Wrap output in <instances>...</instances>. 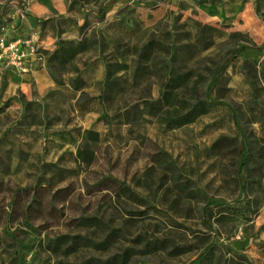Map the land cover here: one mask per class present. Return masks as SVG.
Masks as SVG:
<instances>
[{"label":"rangeland","instance_id":"1","mask_svg":"<svg viewBox=\"0 0 264 264\" xmlns=\"http://www.w3.org/2000/svg\"><path fill=\"white\" fill-rule=\"evenodd\" d=\"M78 3L0 0V29L88 45L31 98L0 72V264H264V0ZM108 63L131 69L105 86Z\"/></svg>","mask_w":264,"mask_h":264},{"label":"trees","instance_id":"2","mask_svg":"<svg viewBox=\"0 0 264 264\" xmlns=\"http://www.w3.org/2000/svg\"><path fill=\"white\" fill-rule=\"evenodd\" d=\"M90 1V0H86ZM75 5H78V0H74ZM158 44L154 41H151L147 43L141 51H137L136 54L139 55V59L144 63H151L156 51H157ZM88 50V45L85 41L81 42H62L61 45L57 47V49L50 53L47 50H41V55L43 57L51 55V58L49 59V63L53 62L59 57V54L61 53L64 60L62 63L65 62H73L77 59L78 55L86 52ZM107 71H106V79H105V86H110L114 82V78L117 74L121 72H128L131 67L127 63H108L106 65ZM171 87L167 85L165 88V91L160 94V97L155 102L147 103L146 107L151 110V113L155 116H159L162 114L164 105L168 103V96L171 95V91L178 90L181 88L183 83L180 81V77H176L171 79ZM169 86V87H168ZM190 112L185 116H180L178 119L170 120V122L167 123L168 128H181L186 125H190L195 122L197 117L207 114L209 106L206 105V103L202 101H198L195 105L191 106L189 105ZM190 115V117H188ZM82 140L84 143H98L101 140V134L99 132L86 130L82 134ZM76 161L79 164H85V165H91L94 164L96 161V153L86 150V149H79L76 155ZM78 238V237H76ZM59 241V240H58ZM103 243H98L93 245H103Z\"/></svg>","mask_w":264,"mask_h":264},{"label":"built area","instance_id":"3","mask_svg":"<svg viewBox=\"0 0 264 264\" xmlns=\"http://www.w3.org/2000/svg\"><path fill=\"white\" fill-rule=\"evenodd\" d=\"M43 47L35 35L11 34L9 29H0V72L16 69L20 74L29 72L28 62L33 64L43 60ZM32 64V66H33Z\"/></svg>","mask_w":264,"mask_h":264},{"label":"crops","instance_id":"4","mask_svg":"<svg viewBox=\"0 0 264 264\" xmlns=\"http://www.w3.org/2000/svg\"><path fill=\"white\" fill-rule=\"evenodd\" d=\"M33 35H35L36 38L38 39L36 34ZM40 39H38V41L41 43L42 46V42ZM32 62H28L29 72L27 74H20V72L16 69L2 70L3 75L8 74L7 75V79L9 82L8 92L12 94H15L17 91L24 92L27 94L28 98H31L32 85H35L37 89L43 88L44 86L43 80L48 77L47 71L46 69H39L38 62H35L34 64ZM9 73L12 74L10 75Z\"/></svg>","mask_w":264,"mask_h":264}]
</instances>
